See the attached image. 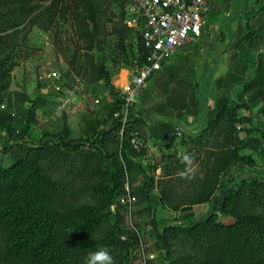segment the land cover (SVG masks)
I'll return each instance as SVG.
<instances>
[{
	"label": "trees",
	"instance_id": "16d2710c",
	"mask_svg": "<svg viewBox=\"0 0 264 264\" xmlns=\"http://www.w3.org/2000/svg\"><path fill=\"white\" fill-rule=\"evenodd\" d=\"M111 1L0 0V93L9 87L12 70L29 57L26 53L35 52V45L31 44L34 32L49 34L58 17L70 15L82 30L84 40L95 43L93 33L101 37L98 26ZM78 6L84 14L75 11ZM120 8L124 10L125 4L120 3ZM118 19L113 27L116 48L128 55L131 64L141 65L147 55L141 33L126 27L124 11ZM263 40V27L246 24L237 49L242 60L255 69L254 78L244 85L243 93L255 94L264 106V63L255 64L248 51ZM92 67L97 80L109 83L102 65ZM207 92L200 93L199 106L203 110ZM122 107L123 101H116L109 108L110 119ZM242 108L246 105L225 106L197 133L182 134L180 145L191 143L187 152L203 151L205 164L193 172L182 162L188 153L167 157L163 177L156 185L154 178L125 150L121 151L122 165L106 147L110 135L117 137L122 132L120 146H128L135 158L138 152L130 141L137 137L143 139L139 153L144 151L147 136L139 128L143 123L141 116L133 121L134 127L127 125L128 128L121 120H114L107 132H98L99 124L88 121L83 135L95 137L91 145L60 137L52 145L28 148L23 159L8 167L0 160V264H86L89 254L102 248L109 250L115 264H129L127 251L116 244L121 232L119 219L109 225L108 217L102 213L105 205L126 195L124 186L130 194L147 193L155 186L157 207L185 214L196 206L211 205L220 190L232 185L233 191L223 196L219 218L212 212L191 223L192 214L179 220L153 217L161 264H264V183L242 179L243 167L254 165L241 155L254 134L252 121L238 113ZM6 124L7 115L0 113V128ZM238 124L248 130L242 136L238 135ZM170 145L160 146L168 150ZM97 147L105 151H94ZM78 179L80 182L76 183ZM137 183L141 187L132 192ZM223 218H230L233 223L225 225ZM56 226L71 230L74 241L62 242Z\"/></svg>",
	"mask_w": 264,
	"mask_h": 264
},
{
	"label": "rangeland",
	"instance_id": "374dc122",
	"mask_svg": "<svg viewBox=\"0 0 264 264\" xmlns=\"http://www.w3.org/2000/svg\"><path fill=\"white\" fill-rule=\"evenodd\" d=\"M120 3V0H112L108 11L99 23L98 29L101 37H98L103 47L101 53H96L94 42L89 43L84 40L82 30L72 21L70 15L63 19L58 17L55 29L49 34L34 32V42L31 44L35 45V52L26 53L29 57L21 60L19 65L12 70L9 87L0 93V113L7 115L6 127L0 128V160L5 159V163L2 162L5 167L23 159L28 148L40 144L52 145L53 141H58L60 137L91 145L95 137L83 135L86 124L90 120L99 124L98 132H107L114 120H121L125 128L127 125L134 127L133 121L140 116L143 119L142 127L139 126L143 130L140 131H145L147 136L144 151L139 153L143 139L137 137H133L130 141V145L138 152L135 158L128 146H120L122 132L118 133L117 137L110 135L106 145L110 153L114 152L118 156L122 165L124 162L121 151L125 150L133 161L139 163L154 178V185H156L157 180L163 177L162 169H164L163 164L167 157L177 158L188 153L193 156L192 163L188 164L193 172H198L200 166L205 164L203 151L187 152L192 145L187 143L186 147H182L181 137L170 142L168 150H163L164 147L160 146L162 144L153 143L149 139V131H170L165 128L164 122L148 118L146 116L148 108L145 109V103L139 101L141 96L143 99L149 97L148 89L152 92L155 90L153 82L158 73L147 82L141 94H138L135 104L127 111H124L122 107L111 119L108 116L109 108L116 101L121 100L127 85L128 74L131 71V60L127 54L118 51L113 35L116 21L119 20L122 11L125 13V8L121 9ZM82 10L80 6L75 9L76 12L84 14ZM261 45L264 46V40L248 48L249 58L255 64L259 61L264 63V52ZM96 64L104 67L109 83L101 79L97 80L92 67ZM254 75L255 69L248 75V78L244 79L237 91L245 100L233 98L236 103L232 108L246 105V108L238 110V113L240 117H246L252 121V131H254V134L249 137L246 149L241 151V155L250 159L254 165L243 167L242 179L248 181L257 179L264 183V106L255 94L243 93L244 85L253 79ZM189 112L192 116V111ZM169 125V127L176 126L171 121ZM236 127L239 136L248 131L243 124H238ZM179 128L181 129L174 131H185L187 127L180 124ZM256 133L258 135H255ZM208 149L206 148V151ZM94 151L105 150L97 147ZM2 152L6 154L2 155ZM169 169L173 170L174 166H169ZM79 182L80 179L76 181V183ZM139 187L141 185L137 183L133 186L132 192ZM233 187L234 185L220 190L211 205L196 206L191 213L174 214L156 206L158 194L155 186L146 191L147 193L136 191L132 194L129 193L128 187L124 186L126 195L110 205H105L102 213L108 217L109 225L119 219L121 232L116 244L119 249L127 251L129 264H161V254L155 246L153 217L179 220L192 214L193 217L189 220L191 223L205 219L207 213L212 212L219 218L223 196L228 191H233ZM221 221L225 225L233 223L230 218H223ZM55 232L64 243L74 241L71 230L56 226Z\"/></svg>",
	"mask_w": 264,
	"mask_h": 264
},
{
	"label": "crops",
	"instance_id": "0c3cea01",
	"mask_svg": "<svg viewBox=\"0 0 264 264\" xmlns=\"http://www.w3.org/2000/svg\"><path fill=\"white\" fill-rule=\"evenodd\" d=\"M209 7L201 37L180 49L156 75L155 90L148 89L149 97L139 99L148 108L146 116L164 122L170 130L149 131L153 143L166 144L182 134H195L221 108L233 107V98L245 100L237 91L254 68L242 60L237 44L246 24L264 28V0H209ZM202 90L208 91L205 110L199 106ZM167 121L176 126L169 127ZM180 124L186 130L174 131L181 129Z\"/></svg>",
	"mask_w": 264,
	"mask_h": 264
},
{
	"label": "built area",
	"instance_id": "2783aa9c",
	"mask_svg": "<svg viewBox=\"0 0 264 264\" xmlns=\"http://www.w3.org/2000/svg\"><path fill=\"white\" fill-rule=\"evenodd\" d=\"M124 24L140 31L147 48L145 61L131 64L122 93L124 111L135 104L147 82L183 47L201 37L209 0H120Z\"/></svg>",
	"mask_w": 264,
	"mask_h": 264
},
{
	"label": "clouds",
	"instance_id": "9594fccd",
	"mask_svg": "<svg viewBox=\"0 0 264 264\" xmlns=\"http://www.w3.org/2000/svg\"><path fill=\"white\" fill-rule=\"evenodd\" d=\"M192 157L188 154L183 156V161L186 164L192 163ZM86 264H115L112 255H110L109 250L106 248H102L95 252L89 254Z\"/></svg>",
	"mask_w": 264,
	"mask_h": 264
},
{
	"label": "water",
	"instance_id": "95a60500",
	"mask_svg": "<svg viewBox=\"0 0 264 264\" xmlns=\"http://www.w3.org/2000/svg\"><path fill=\"white\" fill-rule=\"evenodd\" d=\"M93 38H94V41H95V51H96V53H101L103 51L101 40L99 39V37L95 33H93Z\"/></svg>",
	"mask_w": 264,
	"mask_h": 264
}]
</instances>
